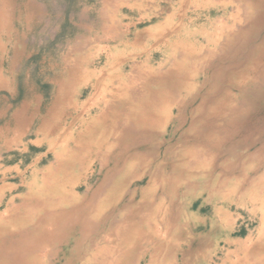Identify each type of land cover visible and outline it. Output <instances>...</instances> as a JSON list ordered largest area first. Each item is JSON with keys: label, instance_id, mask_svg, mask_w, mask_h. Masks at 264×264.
<instances>
[{"label": "bare ground", "instance_id": "6f19581e", "mask_svg": "<svg viewBox=\"0 0 264 264\" xmlns=\"http://www.w3.org/2000/svg\"><path fill=\"white\" fill-rule=\"evenodd\" d=\"M238 3H241V0H238ZM10 5L11 0L1 1L0 13L4 10L8 11ZM243 5L248 13L245 25L242 19V9L236 5L235 11L229 17L232 22L231 26L219 25L221 31L213 33L212 40L211 36L208 35L207 38L204 37V43L199 42L198 45L184 40H156V44H154L156 48L163 49L167 53L166 61L154 67L150 65L147 59L138 65H131L130 70L125 75H106L107 80L104 87L101 88L97 103L95 102L94 105L95 113L93 117L83 119L77 116L81 112L77 114V117L73 118L68 128L70 131L69 136L72 137V146L69 147L70 139H67L60 145L59 152L54 154L55 164L47 170L48 179L52 181L51 186H46L49 182L44 178L42 185L37 187L33 194L31 193L25 198L28 202H25L23 209L7 213L6 218L0 222V264H11L14 260L12 254L16 252L17 247L24 252L25 264H46L47 258L53 249L54 243L52 241L54 237H57L56 230L61 229L67 219L73 218L74 208H81L85 202L84 196H77L73 193L79 181L84 177L92 163L100 161V164L104 166L108 164L109 160H113L114 166L119 168V171L111 180L106 175L90 196V201L93 202L87 203L86 216L80 220L83 227L81 236L85 243L91 237L92 230L94 233L99 229V225L104 220L107 212L114 210V207L128 193L131 184L140 180L147 171L150 173L146 184L141 189L129 191L128 203L119 210L117 221L95 244L91 255L85 259L83 258L80 264H133L134 254L148 243L153 245L152 242L155 243L156 249H154V253L150 258V264H174L176 254H174V251L176 249L173 250V248L174 246L179 247L181 241L186 238V234L183 232V223L186 222V218L184 214L178 215L179 212L177 213L175 209L174 213L176 212V214H171L172 208L169 213L171 216L168 217V207L170 206L167 205L170 200H173L181 187L190 186L198 178H202L206 182L209 181L213 176V172H216L214 168L218 157L222 156L224 152L229 156L233 155L230 153L231 150L226 151V149L236 147L239 143L252 144V142L245 140L250 137L249 130L252 126L248 122V128L241 129L244 122L248 121L247 117L250 111L259 108L256 99L260 96H254L251 100L253 103L249 106L250 109L238 110L237 101L250 83L254 84L264 77V38L259 46L257 45L254 48L251 46L250 50L246 49L253 41L252 39H255L257 32L259 33L264 29V0H248ZM18 19H20V16ZM2 21L4 23L0 25V30L6 27L8 23L6 17ZM97 23L99 22L97 21ZM237 25L240 28H236L237 32H234L233 28ZM180 29V27L172 26L170 30L171 33L179 34ZM226 36L229 40H221ZM133 48L140 49L142 44L136 41ZM244 49H246L245 54L247 57L245 61L240 56ZM90 50L92 49L89 48V45L84 43L73 46L65 55L64 70L66 69V73L64 74L66 76L61 82H58L55 99L45 112V119L42 121L41 126L44 135L52 136V134L58 132L62 119L69 117L65 115L66 110L77 112L80 106L78 107L76 102V87L88 83L89 79L99 77L96 74H91L86 69L91 60ZM75 54H77V57L71 58ZM216 57L219 63L218 65H212ZM207 68L211 71L200 81V75L206 73ZM99 79H95L97 84L100 83ZM198 81L200 82L197 83ZM202 88L205 89V92L201 95L199 102L194 107L192 106L190 121L188 120L189 123H187L186 128L171 145H167L161 158L158 161L156 160L157 162H155V158L158 155L155 149L153 150L155 153L152 151L133 152V150L139 148L143 142L141 140L148 137L149 139L150 137L156 138L154 142L156 147L159 148L158 137L164 134L169 125V120L175 115L174 110L180 108V102L178 101L180 95L183 93L185 97L194 95L198 89ZM134 95L136 96L133 97ZM37 103L38 100H33L32 103L24 104L19 111L17 110L18 113L14 116L18 124L20 123L19 119L27 116L29 110L35 112ZM33 113L29 114V117L30 115L34 117L35 114ZM177 123L179 125L184 124L181 120H178ZM76 124L80 127V131L74 129ZM238 131L241 135L239 137L237 136ZM122 139L124 141L120 143L119 141ZM221 153L222 155H220ZM240 156L234 155L235 163L226 161L220 163V172L213 177V185L216 186V188L214 187L215 192L220 193V188H223V181L220 176L223 177L227 174L228 177V175H234L237 172L242 174V169L252 168L254 170L255 166L264 163V156L256 162H254V156L245 159L243 157L241 159ZM152 165L154 166L150 170ZM234 180L237 182H231L234 186L232 194L239 182L236 179ZM241 180L244 181L242 178ZM263 182L257 181L254 185L260 190ZM228 197H231L229 193L219 195V198L224 201L228 200ZM165 201H168L167 204H165ZM65 205L70 208H68L69 213H59V209ZM250 211L252 210L250 209ZM45 213L49 214V217L42 218ZM217 213L220 221L224 222L225 217L222 218L219 211ZM40 217L42 219H40V226L37 225L38 229L36 228L37 230L33 234L31 233V236L30 234L27 235L25 230L35 225ZM17 237L19 238L17 239ZM247 245L245 246L247 247ZM202 255V251H198L195 257H201ZM192 256L193 254L187 252L183 256V264H187Z\"/></svg>", "mask_w": 264, "mask_h": 264}, {"label": "rangeland", "instance_id": "374dc122", "mask_svg": "<svg viewBox=\"0 0 264 264\" xmlns=\"http://www.w3.org/2000/svg\"><path fill=\"white\" fill-rule=\"evenodd\" d=\"M1 1L3 0H0V3ZM138 1L142 2V0H11L9 10H4L0 13V17H2L0 18V25L4 23V21H2L4 17H6L8 20L7 26L0 30V166L12 165L16 163L17 160H20L24 164H32L31 166L34 169V172L32 173V175L28 174V181L33 180V183L30 185L31 188L28 191L26 189L20 190L25 194V198L28 197L29 194H33L36 188L42 185V181L44 178L49 182L48 184H46V186H51L52 181L48 179L47 170L55 164L54 154L59 152L60 145L67 139H70L69 147L72 146V137L69 136L70 131L68 130V128L73 118L75 117V112L66 110L65 115L71 118H63L58 132L52 134V136L44 135L45 133L42 132L41 126L42 121L45 119V112L47 111V108L51 105L57 94L58 82H61L66 76V74H64L66 73V69L64 70V58L73 46L87 43L89 45V48L92 49L89 52L91 56V63L89 62V65L86 67V69L91 74H96L99 76L93 78L94 98V96L97 94L98 89L104 87L107 80L105 77L106 73L109 76L110 70L115 71L114 73H112L113 75L119 76V74H127L130 70L131 65H138L141 62H145L147 59L149 60L150 65L154 67L159 63H163L164 61H166L167 53L163 49L156 48V45H154L156 44V40H184L194 44H197L199 42L204 43V39L207 38V35L211 36L212 40L213 33L221 31L219 30V25L224 24V26H231L232 22L229 17L235 11L236 5L240 6L242 9V19L244 25L246 24V18L248 14L246 11V7L243 5V3H246L248 0H241V3H238V0H222L218 2L215 0H145V3H143V6L145 5L143 7L145 8V10L143 12L130 14L129 10L127 9V5L129 4L131 6L135 3L137 4ZM20 5L23 7H21ZM169 6H172L174 8V14H171L172 16H166L167 14L165 13V9ZM27 7L31 9H28ZM148 7H156L158 8V10L153 12H146V8L148 9ZM33 11H35L34 14ZM12 16L14 17L12 18ZM19 16L20 19H18ZM128 17H130L131 19L129 20ZM150 17L155 18L157 24L155 26H152V28H143V22ZM97 21L99 23H97ZM169 23H171L173 26H177V28H181L179 34L171 33V30L168 28ZM118 25L121 27H119ZM236 28L239 29L240 26H235L233 28L234 32H237ZM84 29H86L87 31ZM263 38L264 29L259 31V33L257 32L255 39H252L253 41L246 47V49L250 50L251 46H253L252 48L256 47L257 45L259 46ZM135 40H138V42L142 44V48H133ZM221 40L225 41L229 39L226 36ZM113 41L115 42V44ZM246 49H244V52L242 54L240 53L241 59H243V61H245V59L247 58L245 54ZM73 56H71V58L77 57V54ZM218 63L219 61L216 57L212 65H218ZM208 69L209 68H207L206 73L200 75V81H202V79H204V77L209 74V71H211V69ZM98 78H100L99 87L95 86V79ZM200 81H198L197 83H199ZM263 87L264 77L262 79H259L258 82L254 84L250 83L244 89V92L241 93L237 101L238 110L248 108L250 109L249 106H251V104L253 103L251 100L254 98V96H260V98L258 97L256 99V104H259V108H255V110L252 109L250 111V114L247 117L248 121L244 122V126L241 129H247L248 122V124L252 126L251 130H249V132L251 133L250 137L245 139L249 142H252V144L249 145L248 143L245 145L244 143H239L236 147L226 149V151L231 150L230 153L233 155L229 156L226 154V152H224L223 155L222 153L220 154L222 156L218 157L216 166L214 168V171L216 172H213V176L209 181L206 182L202 178H198L197 180L192 182L190 186L181 187L177 191V195L173 198L172 201L170 200L169 204L167 205L170 206L168 207V217L174 213L175 209L177 213L179 212L178 215L184 214L186 218V222L183 223V232H185L186 238L181 241L179 247L174 246L173 248V250L176 249L177 251H174V254L176 253L174 264H183V256H185L187 252L189 254H193L187 264H218L217 243L219 227L217 211L223 212L225 210H228L232 214H239L241 216L244 215L245 217H250V219L248 220V222L251 223V226L249 227L250 229H253L254 231L258 230V228L264 229V220H261V218H264V163L259 166H255L253 168L254 170H252V168L242 169L244 174H239L237 172L234 175H228V177L227 174L223 175V177L220 176L221 180L223 181V188H220V193L215 192L216 186L213 185V177L217 175L218 172H220V163L224 161L235 163L234 155H241V159L242 157L245 159L254 156V162H256L258 159H262V157L264 156ZM75 92L77 104L82 103V105H84L88 102V99L90 97L89 86L77 88V91L75 90ZM204 92L205 89L202 88L200 90L198 89L194 95H189L186 97L184 93L180 95V99L178 100L180 102V108L178 110H174L175 115L169 120V125L167 126L164 134L158 137V141L160 142L159 148L156 147V144L154 142L156 138L150 137L149 139L148 137L145 140H141L143 142L141 143L139 148L133 150V152H153V150L155 149V152L158 155L155 158V162H157L161 158V155L164 152L163 150L167 147V145H171L176 140V138H178L179 134L186 128L187 123H189L190 121V111L199 102L200 97ZM135 96L136 95H134L133 97ZM33 100H38V103L35 107V112L33 113V111L29 110L27 116L21 117L19 119V122L23 124H18L17 120L15 119L16 114L21 109L22 105H28V103H32ZM84 101L86 102L84 103ZM32 113L35 114L34 117H32V115H30L29 117V114ZM94 113L95 108H93V112L91 114ZM178 120L183 121L184 124L179 125L177 123ZM8 126L10 129L8 128ZM75 128L77 131H80V127H78L77 124L74 126V129ZM237 133L238 137L241 136L240 131H238ZM64 134L66 135V137ZM53 135L56 137H54ZM237 136L235 137L236 140ZM123 141L124 140L122 139L119 142L122 143ZM32 148H34L35 150H32ZM100 163V161H96L91 164L87 173V186L82 185L75 189L79 196L85 197V202L82 204L81 208H74L73 210L75 213L73 215V218L67 219V221L61 226V229L56 230L57 237H54L52 241L55 245L52 243L53 249L51 251V254L47 258L46 264H80V260H82L83 258L85 259L89 255H91L95 244L100 240L103 234L107 232L110 227L117 221L119 210L128 203L129 191H132L134 189H141L146 184L148 175L150 173L149 171H147L143 176L144 178L142 177L140 180L135 181L131 184L130 190L121 199V201L117 205L118 207L116 206L114 207V210H110L107 212L104 220L99 225V229L94 233L92 230L91 237L88 238V242L85 243L81 236L83 227L81 226L80 220L81 218L86 216L88 204L90 202H93L90 201V196L93 191H95V189L99 186L101 181L104 180L106 175L108 179L111 180V178H113L119 171V168H116L114 166L113 160H109L108 164L104 166H102ZM154 165H152L150 170ZM1 169L2 168H0V170ZM30 170L31 169H29V171ZM12 175L14 176L15 173H12ZM241 178L244 181H242ZM14 179L15 178H11L9 180L12 181ZM234 179L240 182H238V184L240 185L238 191L235 190L237 198L234 196V192L232 194L234 186L231 182L235 181ZM257 181L263 182V184H261V186H263L260 187L262 189L260 190L254 185ZM252 184L253 186H251ZM228 193L231 195V197H228V200L224 201L219 198V195H226ZM25 198L24 202L19 201L15 203L16 206H14L17 207L18 210L23 209L25 202H28V200L26 201ZM167 202L168 201H165V204H167ZM68 208L69 207H67L66 205L65 207L62 206L58 212L65 214L67 212L69 213L70 208ZM9 209L10 211L7 210L8 213L17 211L16 208L14 209L12 207H10ZM250 209L252 211H250ZM170 210L171 214H169ZM1 212H3V207H0V214H2ZM176 212L174 213V215L176 214ZM43 215V217L41 216L42 218L49 217V214L47 215L45 213ZM6 216L7 214L3 213L0 216V222L5 219ZM41 217L38 219L39 221L37 220L35 222L36 224L34 223L35 225H32L25 230L27 235L30 234L31 236V233L33 234V232L38 229L37 227L41 224ZM18 238L19 237H17V239ZM152 243L153 245L151 243L146 244L144 248L134 254L135 258L133 264H150V258L154 253V249H156L155 243ZM66 246L68 247L66 248ZM198 251H202L203 255L196 258L195 254H197ZM12 256L14 260H12L11 264H25L24 252L22 250H19V247L16 248V252H14Z\"/></svg>", "mask_w": 264, "mask_h": 264}, {"label": "crops", "instance_id": "0c3cea01", "mask_svg": "<svg viewBox=\"0 0 264 264\" xmlns=\"http://www.w3.org/2000/svg\"><path fill=\"white\" fill-rule=\"evenodd\" d=\"M144 3H145V0H144ZM138 4L135 3L131 6L129 4L127 5V9L129 10L130 14L141 13L145 10V8H143L145 6V5L143 6V0H142V2H138ZM146 10H147L146 12H153V11H157L158 8H156V7L155 8H148V9L146 8ZM173 10H174V8L172 6L167 7L165 9V12L167 14L166 16H170L171 14H173L174 13ZM169 13H170V15H169ZM128 18H129V20L131 19L130 17H128ZM143 24H144V25H142L143 28H152V26H155L157 24V22H156L155 18L150 17L149 19L144 21ZM172 26L173 25L171 23L168 24L169 29H171ZM174 27H177V26H174ZM136 41H138V40H135V42ZM118 69H120V68H118ZM114 72H115L114 70H112V71L110 70L109 75H112V73H114ZM106 75H108V74H106ZM105 77H107V76H105ZM83 86H85V87L89 86L90 87V97H89L88 102L86 104H84V105L77 104L78 107L79 106L80 107L77 110L78 113L75 112L74 118H76L77 116L82 117L83 119L93 117V114H91V113L93 112L94 105L97 103L96 101H98V95L101 91V89H98V91H97L98 94H96L95 98H93V79H89V82L86 84L78 85L75 90L77 91V88H80ZM95 86H100V83L97 84L95 82ZM81 107H84V108H81ZM79 113H80V115H77ZM88 113H90V114L88 115ZM31 165L32 164H30V163L24 164L20 160H17L16 163H14L12 165H6V166L1 165L0 166V168H2L0 170V180H1L0 181V207H3V212H1L2 214L4 212H5V214H7L8 211H10V209H9L10 207L17 209V207L14 206L16 202H19V201L24 202L25 194L22 193L20 190L26 189L28 191L31 188L30 185L33 183L32 182L33 180L28 181V174L31 173L30 175H32V173L34 172ZM29 169H31V170L29 171ZM88 171L89 170L86 171V174L79 181V184L77 185L76 188H78L79 186H82V185L87 186V181H88L87 173H88ZM12 173H15V175L13 176ZM11 178H15V179L10 181L9 179H11ZM6 180H8V181H6ZM239 186L240 185L237 184V187L235 188L236 191H238ZM7 188H9V189H7ZM73 193L76 194L77 196H79V194L76 191H74ZM86 193H88V192H86ZM235 194H236V192L234 191V196L236 197ZM17 211H18V209H17ZM219 213H220V215H223V217H225V220H224V222L223 221L221 222L220 218L218 217V227H219L218 243H217L218 264H240V263L241 264H258V263L264 264V245H263L264 244V229L258 228V230H256V231H254L253 229H250L249 227L251 226V223L248 222L250 217H247V216L245 217L244 215L241 216L239 214H232L228 210H225L223 212L221 211ZM2 214H0V215H2ZM261 220H264V218H261ZM231 223H233V224L231 225ZM230 231L231 232L234 231V232L231 233ZM248 238H250V239H248ZM250 242L252 244H249ZM245 245H247L248 248ZM246 251H248V252H246ZM225 253H227V254H225ZM244 255H245V257H244ZM80 262H81V260H80Z\"/></svg>", "mask_w": 264, "mask_h": 264}, {"label": "trees", "instance_id": "16d2710c", "mask_svg": "<svg viewBox=\"0 0 264 264\" xmlns=\"http://www.w3.org/2000/svg\"><path fill=\"white\" fill-rule=\"evenodd\" d=\"M32 150H35L34 148H32Z\"/></svg>", "mask_w": 264, "mask_h": 264}]
</instances>
